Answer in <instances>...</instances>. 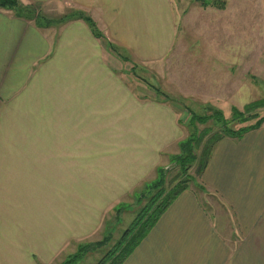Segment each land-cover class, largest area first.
Wrapping results in <instances>:
<instances>
[{
    "label": "crops",
    "instance_id": "obj_1",
    "mask_svg": "<svg viewBox=\"0 0 264 264\" xmlns=\"http://www.w3.org/2000/svg\"><path fill=\"white\" fill-rule=\"evenodd\" d=\"M226 1L225 10L204 9L220 22L210 37L227 42L218 46L222 75L196 68L205 103L220 110L234 107L240 89L238 38L222 23L231 17ZM245 1L259 38L242 62L264 83V0ZM19 2L26 14L0 10V264H60L91 241L107 211L156 179L161 154L172 160L188 138L174 108L132 95L84 20L62 19L90 17L144 67L172 57L178 25L172 0ZM124 264H264V124L218 142L199 184Z\"/></svg>",
    "mask_w": 264,
    "mask_h": 264
},
{
    "label": "rangeland",
    "instance_id": "obj_2",
    "mask_svg": "<svg viewBox=\"0 0 264 264\" xmlns=\"http://www.w3.org/2000/svg\"><path fill=\"white\" fill-rule=\"evenodd\" d=\"M172 1L175 8L176 23L178 25V40L176 52H173L170 59L168 58L164 63L154 67H144L134 64L133 60L120 50H118V53L108 51L112 56V67L121 70L120 76L124 79L123 82L127 85L128 90L132 92V95L138 98V100L158 103L163 102L166 106L174 108L176 117L178 116V121L180 119L184 123H180V129L183 131V137L186 138L190 135L187 124L189 126L191 110L199 114L207 113L203 108L205 106H211L220 110V108L213 104L205 103L206 98L202 95L203 90L201 88V86L203 87L202 77L200 78L201 74L196 70V68L200 69V67H202L205 69L209 66L214 77L219 74L220 63H217V61L219 60L220 51V47L218 46L221 44L210 36L215 33H220L218 28L220 22L215 20L214 16L209 17L210 15H208V12L210 11L204 10V8L200 7L193 0ZM228 3L230 5L229 14L231 17L227 19L226 22L225 19L223 20V27L227 32L225 30L223 31L237 36L239 42L240 56L238 61L240 62V70L238 76L240 89L238 92V102L234 104V107L243 112L246 106L264 100V83L260 78L261 76L254 72L252 68L248 69V66L251 64L242 62L243 59H246L244 58L246 47L258 43V25L257 18L252 16L254 10L245 0H228ZM225 46H227V42H223L222 47L224 48ZM230 60L229 57H224V59H222L221 67L224 68V70L231 65ZM206 75L210 76L211 74ZM221 75L222 74H219V76ZM158 89L161 91V94L163 93L165 95V98L161 95V97H156L155 90L158 91ZM211 92H213V90ZM168 97L174 100L177 99L178 101L183 100L187 109L185 108L181 112L177 110V108L175 109L169 101L164 100ZM221 110L222 112H226L225 118L228 122H231V126L235 129L243 128L254 123L253 121L250 123L234 122L232 109L227 110L226 107H223ZM260 115L263 116L264 111H262ZM208 129H210L212 133L203 139L201 143L202 149L208 144L214 134L221 132V128L213 122L199 126V132L201 134ZM177 149L179 155L180 149ZM201 151V149L198 150L197 154H200ZM160 159H162L161 164L164 167H174L176 169L168 175V185L172 187V185H174V178L181 180L183 177L180 176V178H177L178 168L174 161L170 160L168 154H161ZM114 170L115 169L112 171ZM198 170V164L195 163L188 172V175L194 178L196 184H199L200 176ZM143 184L144 183L140 184L141 187L138 189L139 193H141L144 188ZM191 186L192 183L190 187ZM137 198L138 196L130 195V198L126 199L127 206H130L127 212L124 211L122 213L121 219L118 221H115V212L113 210L110 212L107 211L104 214V220L102 221L100 229L88 243H96L103 239L105 226L108 222L114 225V241H117L121 237L122 232L132 225L137 213L145 205V202L142 205L138 204ZM209 202H211V206L216 203L214 200H209ZM241 241L243 242V239ZM108 250L109 247L106 248V252ZM104 254L105 251L95 252L92 255L89 254L88 258L81 264H96ZM64 255L62 256V260Z\"/></svg>",
    "mask_w": 264,
    "mask_h": 264
},
{
    "label": "trees",
    "instance_id": "obj_3",
    "mask_svg": "<svg viewBox=\"0 0 264 264\" xmlns=\"http://www.w3.org/2000/svg\"><path fill=\"white\" fill-rule=\"evenodd\" d=\"M200 7L204 9H217L225 10L227 7L226 0H193ZM0 10H11L16 11L20 15L26 14L29 8L23 7L19 0H0ZM72 19H82L93 31L96 38L102 40L108 49L112 52L118 53V49L109 44L104 35L97 29V26L90 17L85 16L82 13H77L73 16L64 17L62 21L72 20ZM156 97L165 98L164 94L158 89L155 90ZM161 95V96H160ZM164 100L169 101L175 109L183 111L186 108L183 100H174L173 98H166ZM207 113L199 114L196 111H190V122L187 128L189 129L190 135L188 138L180 143V154L173 157V161L178 168L177 178L180 179L173 180L174 185L169 187L168 185V175L176 170L172 168H158L157 177L151 182L144 185L141 193L136 196L137 203L144 206L137 213L135 220L132 225L122 232L121 237L114 241L115 228L113 223L108 222L105 227L104 237L101 241L96 243H84L80 244L77 251L65 258V260L60 264H81L89 254L95 252H103L105 254L101 259L97 261L96 264H124L133 252L138 248L142 241L148 236L150 231L156 226L161 217L177 199V197L184 191L188 190L191 183L194 184V178L188 175L190 168L198 164V173L201 176L206 169L212 151L215 145L220 142L225 137L241 138L246 133L257 130L264 124V115L261 116L260 113L264 111V100L254 102L245 107L244 111H239L237 108H232V116L234 122L250 123L253 121L252 125L235 129L231 126V122L225 118L224 112L222 110L216 109L211 106L203 107ZM187 109V108H186ZM262 110V111H261ZM210 122L215 123L221 128V132L214 134L209 140L208 144L202 149V141L207 137L212 131L210 129L206 130L204 133L199 132L200 125H207ZM181 124H184L180 120ZM202 150L200 154H197L198 150ZM175 181V182H174ZM146 193V195H145ZM129 206L120 205L115 209V221L121 219L122 213L127 212ZM109 250L106 252V248Z\"/></svg>",
    "mask_w": 264,
    "mask_h": 264
}]
</instances>
